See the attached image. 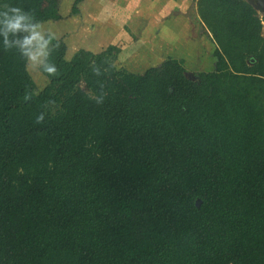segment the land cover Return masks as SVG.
<instances>
[{
    "label": "trees",
    "instance_id": "16d2710c",
    "mask_svg": "<svg viewBox=\"0 0 264 264\" xmlns=\"http://www.w3.org/2000/svg\"><path fill=\"white\" fill-rule=\"evenodd\" d=\"M73 0L71 14L78 13ZM60 0H0V264H264V37L246 0H196L214 67L136 73L114 47L30 32ZM249 58L253 63H249Z\"/></svg>",
    "mask_w": 264,
    "mask_h": 264
},
{
    "label": "rangeland",
    "instance_id": "374dc122",
    "mask_svg": "<svg viewBox=\"0 0 264 264\" xmlns=\"http://www.w3.org/2000/svg\"><path fill=\"white\" fill-rule=\"evenodd\" d=\"M246 1L259 17L264 37V0ZM71 4L72 0L61 4L63 17L59 21L42 22L30 32L32 47L27 71L37 90L48 82L40 65L50 36L66 43L69 49L66 59L82 46L94 53L112 46L115 66L136 73L143 74L149 67L159 65L160 58L169 57L180 60L185 76L193 80H198L199 71H210L214 67V44L199 20L196 0H115L114 15L110 0H83L78 14L70 13ZM123 17L126 21L121 23ZM108 28L109 32L104 33ZM95 33L103 36L94 38ZM109 33L111 38L104 40ZM149 47L151 51L155 47L162 48L160 56L155 52L156 60L149 56ZM248 62L253 63V59L249 58Z\"/></svg>",
    "mask_w": 264,
    "mask_h": 264
},
{
    "label": "crops",
    "instance_id": "0c3cea01",
    "mask_svg": "<svg viewBox=\"0 0 264 264\" xmlns=\"http://www.w3.org/2000/svg\"><path fill=\"white\" fill-rule=\"evenodd\" d=\"M68 1V0H67ZM73 1V0H72ZM83 1V0H82ZM81 1V2H82ZM63 2H64V0H60V3H59V11H60V9H61V4H63ZM81 2H79V4L81 3ZM110 2H111V10H112V15H114V14H116V6H115V0H110ZM79 4H78V9H79V11L81 10V8L79 7ZM79 11H78V13H79ZM60 13H61V11H60ZM78 13H76V14H78ZM62 14V13H61ZM111 14V13H110ZM118 16L120 15V14H117ZM123 16V15H122ZM63 17V16H62ZM125 17V16H124ZM122 18V19H120V22L122 23V22H125L126 20H125V18ZM61 19V18H60ZM60 19H58V20H48L47 22H53V23H55L56 21H59ZM119 21V20H118ZM109 30H110V28H108L107 29V31H104V33H107V32H109ZM103 35H101L100 33H95L94 34V38H97V39H99L100 37H102ZM109 38H111L110 37V33L107 35V36H105V37H103V39L104 40H107L108 41V39ZM171 38V37H170ZM168 39V38H167ZM169 40V39H168ZM114 42V41H113ZM65 43V42H64ZM66 44V43H65ZM79 49H85V50H89L88 48H85V46H82V47H80ZM79 49H77V50H79ZM148 49V48H147ZM151 49V47H149V50H147L148 51V53H149V56H151L152 57V60L154 59V60H156L158 57L157 56H155L156 54H155V52L160 56V53L162 52V48H160V47H155V50H153L152 49V51L150 50ZM76 50V51H77ZM203 50V49H202ZM66 51H69V49L67 48V45H66ZM66 51H65V54H66ZM76 51H74V53L76 52ZM89 51H91V49L89 50ZM135 52H136V50H135ZM74 53H72L70 56H72ZM163 59L164 58H160V61L158 62V63H161L162 61H163ZM132 71V70H131Z\"/></svg>",
    "mask_w": 264,
    "mask_h": 264
},
{
    "label": "clouds",
    "instance_id": "9594fccd",
    "mask_svg": "<svg viewBox=\"0 0 264 264\" xmlns=\"http://www.w3.org/2000/svg\"><path fill=\"white\" fill-rule=\"evenodd\" d=\"M9 12L12 13V20L10 23L7 19ZM0 16L4 17V22L9 23V27L13 29V31L17 28H23L21 22L28 19L26 15L20 14V10L15 7L9 8L7 11L0 13Z\"/></svg>",
    "mask_w": 264,
    "mask_h": 264
}]
</instances>
